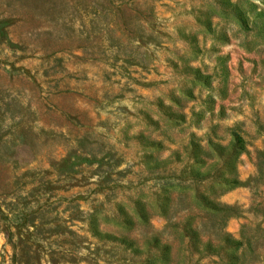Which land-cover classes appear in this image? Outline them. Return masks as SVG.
Instances as JSON below:
<instances>
[{"label": "rangeland", "instance_id": "rangeland-1", "mask_svg": "<svg viewBox=\"0 0 264 264\" xmlns=\"http://www.w3.org/2000/svg\"><path fill=\"white\" fill-rule=\"evenodd\" d=\"M0 264H264V0H0Z\"/></svg>", "mask_w": 264, "mask_h": 264}]
</instances>
